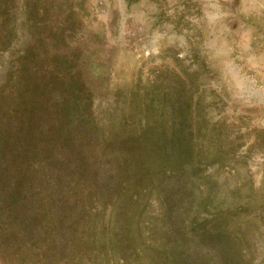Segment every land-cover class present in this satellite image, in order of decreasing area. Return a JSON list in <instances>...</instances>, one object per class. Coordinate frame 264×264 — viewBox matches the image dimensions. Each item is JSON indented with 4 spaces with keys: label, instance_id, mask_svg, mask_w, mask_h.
<instances>
[{
    "label": "rangeland",
    "instance_id": "obj_1",
    "mask_svg": "<svg viewBox=\"0 0 264 264\" xmlns=\"http://www.w3.org/2000/svg\"><path fill=\"white\" fill-rule=\"evenodd\" d=\"M3 5L0 264H147L114 234L113 145L181 116L190 153L136 198L141 239L223 264L202 225L264 264V0Z\"/></svg>",
    "mask_w": 264,
    "mask_h": 264
},
{
    "label": "trees",
    "instance_id": "obj_2",
    "mask_svg": "<svg viewBox=\"0 0 264 264\" xmlns=\"http://www.w3.org/2000/svg\"><path fill=\"white\" fill-rule=\"evenodd\" d=\"M7 1L0 0V11ZM179 119V123H172L174 119L166 121L169 126L167 132L159 130L153 123H146L142 131L135 135L123 136L115 140L113 145L118 150L114 156L115 168L120 171H117L115 176L121 178L115 180L113 188L115 197L111 205L117 210L113 222L119 219L120 214L122 222L119 221V226L123 225L122 229L118 227L114 234L118 237L119 247L123 250L131 249L139 258L147 259V264H175L171 246L148 244L141 239V234L136 230L137 224L135 225L133 221V214L137 211L136 198L145 195L157 184H153V178L159 173L167 172L169 167L182 168L185 158L190 153L189 140L183 135L186 133V123L184 117L181 116ZM96 184L99 190L104 189L103 182ZM205 228L206 226L200 225L195 230L196 238L202 242L221 244L223 264H230L231 255L225 236L223 237L220 232L207 231Z\"/></svg>",
    "mask_w": 264,
    "mask_h": 264
}]
</instances>
